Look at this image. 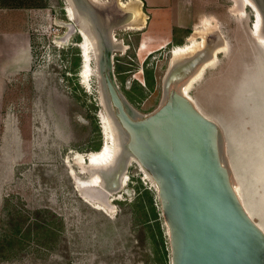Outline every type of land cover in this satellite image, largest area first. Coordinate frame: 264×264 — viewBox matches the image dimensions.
<instances>
[{"label":"rangeland","instance_id":"rangeland-1","mask_svg":"<svg viewBox=\"0 0 264 264\" xmlns=\"http://www.w3.org/2000/svg\"><path fill=\"white\" fill-rule=\"evenodd\" d=\"M117 1L100 0L110 8ZM234 6L233 0H194L193 14L190 7L184 13L193 21L187 37L208 23L214 38L223 37L211 44L226 48L188 95L220 125L239 197L264 231V45L253 35L254 11L239 14ZM68 7L69 0H0L7 13L28 10L33 50L30 70L0 92V264H171L156 187L137 162L123 173L121 190L106 205L96 203L103 210L78 191L91 180L80 165L104 146L108 115L94 55L87 86L80 76L82 38L74 32L66 39L74 24ZM147 9L142 5L151 16ZM142 29L116 30L125 49L113 53L117 85L137 116L161 105L174 49L191 44L181 35L159 49L153 32L145 52L149 27Z\"/></svg>","mask_w":264,"mask_h":264},{"label":"water","instance_id":"water-1","mask_svg":"<svg viewBox=\"0 0 264 264\" xmlns=\"http://www.w3.org/2000/svg\"><path fill=\"white\" fill-rule=\"evenodd\" d=\"M252 1L264 23V0ZM73 3L84 24L75 17L68 34L78 32L84 41L82 29L88 26L98 41V55H93L106 113L121 142L117 161L87 172L90 177L99 175L102 183L80 187L79 193L90 204L106 205L105 200L121 190V177L136 159L155 184L168 229L171 264H264V231L235 191L238 184L221 127L179 90L183 75L213 58L217 46L209 43L174 65L170 60L163 79L167 99L154 112L137 116L121 94L113 68L116 30L125 28L127 11L118 6L115 12L91 0ZM217 38L223 41L219 33Z\"/></svg>","mask_w":264,"mask_h":264},{"label":"bare ground","instance_id":"bare-ground-1","mask_svg":"<svg viewBox=\"0 0 264 264\" xmlns=\"http://www.w3.org/2000/svg\"><path fill=\"white\" fill-rule=\"evenodd\" d=\"M69 1L72 4L71 8L70 7L67 8V13L69 14V17H71L73 19V22H75V17H76L77 19H80L81 22L84 24V20H83L82 16L78 13V11H77L74 3H73V0H69ZM91 1L93 3L98 4V5H104L103 2H100V0H91ZM233 1L235 2V6L233 7L232 12H233V10H236L239 8L241 9L239 14H244V11L246 10V8H251L254 11L255 22L253 23L254 24L253 35L260 43H262L264 45V23H263L262 17L259 16V13H258L256 6L254 5L253 1L252 0H233ZM117 3L119 4V7L124 8L125 11H127V14H126L127 16L124 19V22L126 24H128V25L125 24L126 30H131V31L141 30L142 28L145 27L147 20H148V17L144 13V11L142 10L143 3L141 2V0H128L127 2H122V1L118 0ZM111 6H113L112 10H114L116 12V8L118 7V5L115 3V5L113 4ZM234 15H235V13H234ZM85 25H86V23H85ZM86 27H87V29H82L83 34H84V41L82 40V44L79 45V47L82 50V58H83V62H82L83 65L81 68L80 76L83 80V83L86 84L87 86H89L91 78L93 76L91 54L98 55L97 49L99 47H98V41H97L96 37L92 34L91 29H89L88 26H86ZM204 27L206 30H203ZM204 27H202L203 28L202 30L196 29L193 32V34L190 35V39H189V41L191 43L190 45L187 44V45H183V46H178V47H176V49H174L173 57H172L173 65L178 63L179 61H181L183 59H186V57H188V56H191V55L194 56L197 52L202 51L203 49H206L208 47L209 43L211 44V42L213 40H215V38H214L215 30L212 29L211 25L206 23ZM215 29H218V28H215ZM70 35H71V33L68 34L66 39ZM198 40H200V42H198ZM114 41H115V44L117 46L122 45V42H120L118 39H116V36H115ZM222 43L223 42L221 41L220 44H222ZM218 46L219 45H217V47H216L215 55L213 56V58L211 57V59H209L208 62H206L205 64H202L198 67H195V69L191 68L185 75H183L185 81L179 85V90L183 94H187V96L189 98H190V96L188 95V91L190 90L192 83H195L197 80H199L200 77L202 76V72H204V70L206 68L212 66L217 61L216 58L218 57V54L220 53V51L223 52L226 49L225 46L219 47V48H218ZM121 47H122V49H125L124 45ZM100 97H101V103L106 109L107 104L105 102L103 89H101ZM166 99H167V93H165L163 102L161 104H163ZM104 123H105V125H103V127L105 130V133H104L105 143H104V146L102 147L101 151L93 152V154L90 157V159H91L90 161H88L86 163H82L81 165L79 164L81 169L85 172V174L87 172H89L90 171L89 169H91L92 167H94V168L99 167L101 169L102 167H107L108 165L113 164L115 161L118 160L119 154L121 152V144H120L121 142H120L119 135L115 131V129H113V124H112L111 120L109 119V117H108V121L105 120ZM107 124H110L111 129H112V134L109 131L108 127H106ZM131 162H137L139 164V162L136 159H132ZM72 174L75 175V172H72ZM147 176L151 179V177L148 173H147ZM90 179L91 180L88 181L86 183V185L83 187H95L96 185L102 183V179L99 177V175H97V176L91 175ZM151 181H153V180L151 179ZM122 182L124 185L125 181L123 180ZM234 188H235V191L237 192L238 196H240V194L237 190V186H235ZM96 207L98 209L103 210V208L101 206H96Z\"/></svg>","mask_w":264,"mask_h":264},{"label":"crops","instance_id":"crops-1","mask_svg":"<svg viewBox=\"0 0 264 264\" xmlns=\"http://www.w3.org/2000/svg\"><path fill=\"white\" fill-rule=\"evenodd\" d=\"M141 2L143 6L148 7L147 12L151 15H147V23L142 29L149 27L147 32L143 33L141 50L145 48L144 51H148V43H150L148 39L152 41L150 33L154 32L158 36L159 39L155 43H159V49H162L172 41L180 42L184 32L192 28L193 21L186 20L184 13H187L190 7L193 14L194 0L190 2L189 0H141ZM27 11L16 9L7 13V10L0 9V92L3 94L7 85H10L19 73H27L32 64L31 21L26 15ZM152 19L153 23L150 25L149 20ZM202 20L203 17L201 23ZM164 30L165 34H162ZM0 98L2 99V95Z\"/></svg>","mask_w":264,"mask_h":264},{"label":"trees","instance_id":"trees-1","mask_svg":"<svg viewBox=\"0 0 264 264\" xmlns=\"http://www.w3.org/2000/svg\"><path fill=\"white\" fill-rule=\"evenodd\" d=\"M179 46H183V45H179ZM102 146L97 150V151H101ZM146 195L149 197V201L151 202V205H153V196L151 194V192L149 190H145ZM153 210L155 211V208L153 207Z\"/></svg>","mask_w":264,"mask_h":264},{"label":"flooded vegetation","instance_id":"flooded-vegetation-1","mask_svg":"<svg viewBox=\"0 0 264 264\" xmlns=\"http://www.w3.org/2000/svg\"><path fill=\"white\" fill-rule=\"evenodd\" d=\"M186 32H187V31L184 32V39H185V38H186V39L188 38V37L186 36ZM182 40H183V39H181V41H182ZM177 42H178L177 40L174 41V43H177ZM168 46H169V45H168Z\"/></svg>","mask_w":264,"mask_h":264}]
</instances>
